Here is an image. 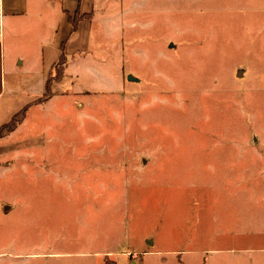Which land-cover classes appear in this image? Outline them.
I'll return each instance as SVG.
<instances>
[{
    "label": "rangeland",
    "instance_id": "obj_1",
    "mask_svg": "<svg viewBox=\"0 0 264 264\" xmlns=\"http://www.w3.org/2000/svg\"><path fill=\"white\" fill-rule=\"evenodd\" d=\"M94 2L0 136V264H264V0ZM40 27L5 30L24 87Z\"/></svg>",
    "mask_w": 264,
    "mask_h": 264
},
{
    "label": "crops",
    "instance_id": "obj_2",
    "mask_svg": "<svg viewBox=\"0 0 264 264\" xmlns=\"http://www.w3.org/2000/svg\"><path fill=\"white\" fill-rule=\"evenodd\" d=\"M94 11V0H0V128L10 123L17 114L23 111L28 114L34 105L41 104L40 99L47 90L48 76H52L54 66L61 58L62 45H65L67 70L69 55L78 52L75 51L78 49L77 42L86 35L84 31L87 30ZM76 18L77 31L73 32V21ZM41 24H47L48 29L52 30L53 45L59 43L60 48H45V67L38 74V80L33 82L39 85V89L35 91L33 83L28 82V87H24L16 77L8 79L4 38L5 30L8 29L13 36L26 39V31L41 29ZM23 63V60H19V64ZM28 91L35 92L37 96H30Z\"/></svg>",
    "mask_w": 264,
    "mask_h": 264
},
{
    "label": "trees",
    "instance_id": "obj_3",
    "mask_svg": "<svg viewBox=\"0 0 264 264\" xmlns=\"http://www.w3.org/2000/svg\"><path fill=\"white\" fill-rule=\"evenodd\" d=\"M78 18H76L74 21H73V24H74V28H73V32H76L77 31V26H78V20H77ZM61 50H62V55H61V58H60V60L58 61V63L57 64H55V66H54V68H55V70L57 69V66L60 64V63H64V65H65V63H66V55H65V45L63 44L62 45V47H61ZM65 67V66H64ZM26 113L23 111V112H21V113H19V114H17L13 119H12V121L10 122V123H8V124H6V125H4L3 127H1L0 128V136H1V134H2V132H3V130H5L6 128H9V130H12L15 126H16V124L18 123V121H17V118L18 117H20V116H23V115H25ZM17 121V122H16Z\"/></svg>",
    "mask_w": 264,
    "mask_h": 264
},
{
    "label": "water",
    "instance_id": "obj_4",
    "mask_svg": "<svg viewBox=\"0 0 264 264\" xmlns=\"http://www.w3.org/2000/svg\"><path fill=\"white\" fill-rule=\"evenodd\" d=\"M128 80H129V81H134V82L139 81L138 78H136V77H134V76H132V75H129V76H128ZM5 208H7V207L5 206ZM7 209H8V208H7Z\"/></svg>",
    "mask_w": 264,
    "mask_h": 264
}]
</instances>
